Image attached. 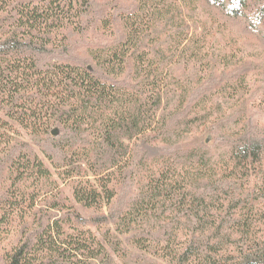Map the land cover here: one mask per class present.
I'll return each instance as SVG.
<instances>
[{"label":"trees","instance_id":"obj_1","mask_svg":"<svg viewBox=\"0 0 264 264\" xmlns=\"http://www.w3.org/2000/svg\"><path fill=\"white\" fill-rule=\"evenodd\" d=\"M199 1L137 0L120 14L123 38L82 58L71 55L67 40L85 29L93 0H0V235L21 220L20 238L0 264H111L50 166L70 184L77 205L98 211L113 202L133 165L139 195L127 209L96 218V227L112 221L118 230L143 229L168 219L170 209L193 225L192 238L153 248L140 235L134 239L140 250L162 253L168 264H264V237L237 255L218 251L230 229L249 234L253 227L251 203L264 196V135L236 130L229 152L217 159L199 150L196 164L160 155L167 136L211 123L222 101L236 102L247 86L241 75L210 76L197 102L184 108L188 94L174 66L202 64L206 39L191 35L190 23ZM203 2L264 46V0ZM128 64L131 83H121ZM18 128L50 166L16 137ZM110 234L105 243L121 256L122 244Z\"/></svg>","mask_w":264,"mask_h":264},{"label":"rangeland","instance_id":"obj_2","mask_svg":"<svg viewBox=\"0 0 264 264\" xmlns=\"http://www.w3.org/2000/svg\"><path fill=\"white\" fill-rule=\"evenodd\" d=\"M92 11L85 18V29L77 34H70L68 44H70L69 52L72 56L88 58L91 51L96 47L108 46L110 43H116L123 38L124 30L120 24V14L125 11L134 10L137 0H93ZM99 3V7L96 5ZM191 35L205 37L206 46L202 64L182 63L175 65V72L184 81L188 97L184 108H189L193 103L197 102L194 97L201 91V85L204 79L213 75H219L224 72L225 76L230 78L232 75H241L245 79V89L238 96L236 102L225 103L222 113L216 116L211 123L195 124L187 131H176L173 135L167 136L166 144H161L162 149L160 155H164L167 159H177L182 164H196L199 152L208 151L211 156L217 158L224 152H229L234 144L236 137L231 134L236 130H252L257 131L259 135H264V46L257 37L247 35L242 28L235 22L231 23L216 16L212 10L204 5L203 0L198 2V9L191 11ZM105 19V20H104ZM104 20V25L103 21ZM1 22V21H0ZM110 25V28H106ZM179 54V51L177 52ZM131 68L128 64L125 74L121 77V83H131ZM202 75L203 80L200 82L198 77ZM197 76V77H196ZM201 78V79H202ZM234 81V80H232ZM176 121L170 124V130L176 128ZM16 137L23 142L28 143L35 152L44 160L47 166H50L46 156L40 151L25 131L18 128ZM229 135V136H228ZM127 143H129L127 141ZM126 143V144H127ZM133 145V142H131ZM200 150V151H199ZM199 151V152H198ZM221 158V157H220ZM53 178L58 181L59 189L64 197L70 198L71 204L75 206V210L89 222V229L98 237L107 247L111 264H168L167 260L161 257L157 251L156 254L144 252L140 250L134 243L137 236L145 235L149 241L157 247L158 244L166 245L167 242H184L192 238L193 225L188 224L184 215H179L178 211L166 210L165 221H151L150 226L143 229H134L127 232L122 227L118 230L115 222L110 221L108 225L102 224L96 227L93 221L103 214L109 215L110 211L116 209H127L134 199L140 193L138 180L139 173L136 165L132 166L131 173L128 178L117 187L116 196L109 205H104L98 211L94 209H85L76 204L73 198L70 184H65L58 179L57 170L53 169ZM2 175V172H0ZM255 180V179H254ZM253 180V183H254ZM253 183L251 187H253ZM4 189L0 192L3 194ZM251 203L253 207L252 219L253 227L250 233L241 230H229L227 234L230 236L228 242L225 241L222 250H218L220 255L233 254L246 249L255 239L264 237V196L260 193L255 196ZM213 208V207H212ZM56 212L51 211L48 215H54ZM46 215V214H45ZM180 218V225L177 219ZM46 219V217H45ZM15 223L11 227L9 235H0V256L5 249L16 242L21 233H19V218L14 219ZM27 222H31L27 220ZM150 224V223H149ZM111 231V236H115L119 240L122 248V255H117L113 248L106 244V232ZM149 233V234H148ZM145 239V238H143ZM144 241V240H143ZM158 248V247H157Z\"/></svg>","mask_w":264,"mask_h":264},{"label":"water","instance_id":"obj_3","mask_svg":"<svg viewBox=\"0 0 264 264\" xmlns=\"http://www.w3.org/2000/svg\"><path fill=\"white\" fill-rule=\"evenodd\" d=\"M53 134H55V133L53 132Z\"/></svg>","mask_w":264,"mask_h":264}]
</instances>
